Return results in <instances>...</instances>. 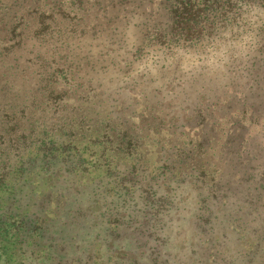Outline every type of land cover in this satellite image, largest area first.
I'll return each mask as SVG.
<instances>
[{"label": "rangeland", "instance_id": "obj_1", "mask_svg": "<svg viewBox=\"0 0 264 264\" xmlns=\"http://www.w3.org/2000/svg\"><path fill=\"white\" fill-rule=\"evenodd\" d=\"M192 1L0 0V264H264V0Z\"/></svg>", "mask_w": 264, "mask_h": 264}, {"label": "trees", "instance_id": "obj_2", "mask_svg": "<svg viewBox=\"0 0 264 264\" xmlns=\"http://www.w3.org/2000/svg\"><path fill=\"white\" fill-rule=\"evenodd\" d=\"M183 1H185V0H183ZM200 1H205V0H200ZM209 1V0H208ZM217 0H212V2H216ZM190 3L191 4H193L194 3V1H192V0H190ZM185 4H187L188 6H189V0H187V3H185ZM191 6V5H190ZM3 23V19H0V24H2ZM17 130H18V128H16V126L15 127H12V129H9V131L11 132V133H15V132H17ZM15 137H18V136H16L15 135ZM88 208L89 207H87V208H85L84 209V205H82V207L80 208L81 210H88ZM40 218H38V217H36V218H32L31 216L30 217H28V218H24V220H26V221H24L23 222V228H24V231H27L28 233L30 232L29 230H31V231H33V228H34V226H35V224H34V222L36 221V220H39ZM120 218H119V216H116L114 219H113V222H115L116 224H118L119 226H124V228H127L126 226H128L127 224H129V223H124V219L122 220V221H120L119 220ZM148 220L149 221H151V218H148ZM40 221V220H39ZM129 222V221H128ZM133 224H135V225H137L138 224V221H135ZM27 232H26V234H27ZM25 233V232H24ZM25 236H23V238H24ZM56 247H54L53 246V249H55Z\"/></svg>", "mask_w": 264, "mask_h": 264}]
</instances>
